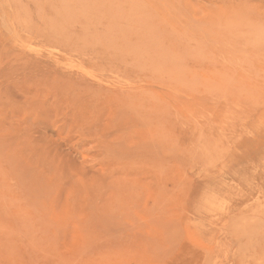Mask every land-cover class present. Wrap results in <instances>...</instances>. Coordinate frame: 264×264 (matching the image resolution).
Segmentation results:
<instances>
[{"label": "rangeland", "instance_id": "obj_1", "mask_svg": "<svg viewBox=\"0 0 264 264\" xmlns=\"http://www.w3.org/2000/svg\"><path fill=\"white\" fill-rule=\"evenodd\" d=\"M0 264H264V0H0Z\"/></svg>", "mask_w": 264, "mask_h": 264}]
</instances>
